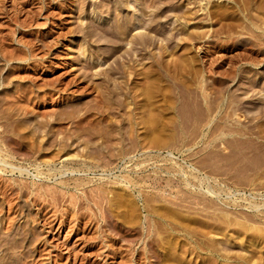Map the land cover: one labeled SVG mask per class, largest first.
<instances>
[{
	"label": "rangeland",
	"instance_id": "obj_1",
	"mask_svg": "<svg viewBox=\"0 0 264 264\" xmlns=\"http://www.w3.org/2000/svg\"><path fill=\"white\" fill-rule=\"evenodd\" d=\"M1 47L9 263L264 264V0H0Z\"/></svg>",
	"mask_w": 264,
	"mask_h": 264
},
{
	"label": "bare ground",
	"instance_id": "obj_2",
	"mask_svg": "<svg viewBox=\"0 0 264 264\" xmlns=\"http://www.w3.org/2000/svg\"><path fill=\"white\" fill-rule=\"evenodd\" d=\"M123 23V22H121ZM120 23V24H121ZM125 24V23H124ZM123 24V25H124ZM122 25V24H121ZM33 49V48H32ZM0 52L2 53L1 55V59L3 60H7L9 59L7 52H5L2 47L0 49ZM11 53V52H10ZM10 56V54H9ZM31 56V55H30ZM11 57V56H10ZM13 141V140H12ZM19 149V148H18ZM21 155V154H20ZM24 156V155H23ZM20 167V166H19ZM62 184V182H60ZM9 184V183H8ZM11 185V183H10ZM48 186V185H47ZM0 187H3L2 185H0ZM7 188V186H5ZM52 187V186H51ZM4 188V187H3ZM3 188H0L3 190ZM14 188V186H13ZM45 188V187H44ZM5 189V188H4ZM16 189V188H15ZM52 190V189H51ZM14 191V189H12V187L10 186V188L7 189V191L2 192V202L0 205H2L3 203H5L6 205H8V210L7 212H4L1 217H0V249L3 250L2 256H0V264H12L13 262L9 263L8 262V258H15L17 259L15 256H20L18 255L21 253L20 250L22 249L21 247L24 245V243H27V245L29 246L32 243V238H34L32 235V237L30 235L25 234L24 232H22V228L24 227V224H17L19 221V218H17V216H14L13 214H16L17 211L20 209H18L17 205L18 203L12 201V198L10 196V194H12ZM61 191V190H60ZM64 191V189L62 190ZM37 192V191H36ZM45 192V191H44ZM49 192V191H48ZM16 194V193H15ZM52 194V193H51ZM50 194V195H51ZM49 195V194H48ZM57 195V194H56ZM55 195V196H56ZM54 196V195H53ZM17 197V196H16ZM14 199V198H13ZM54 199V198H53ZM52 199V200H53ZM17 224V225H16ZM4 230H6V233L3 234ZM34 235V234H33ZM26 245V244H25ZM26 245V247L28 248V246ZM30 249V247L28 248ZM26 252L29 251L25 248ZM24 252V251H23ZM24 254V253H23ZM26 255V254H25ZM28 255V254H27ZM26 255V256H27ZM23 256V255H22ZM61 256V255H60ZM25 259V258H24ZM23 259V260H24ZM12 260V259H11ZM21 260V261H23ZM18 261V260H17ZM20 261V260H19ZM18 261V262H19ZM24 263V262H23ZM14 264V263H13Z\"/></svg>",
	"mask_w": 264,
	"mask_h": 264
}]
</instances>
